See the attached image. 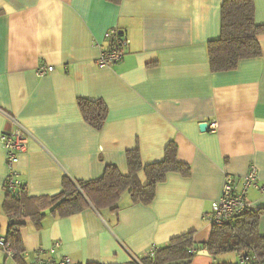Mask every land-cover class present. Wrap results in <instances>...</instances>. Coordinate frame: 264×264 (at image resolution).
I'll list each match as a JSON object with an SVG mask.
<instances>
[{"label": "crops", "instance_id": "obj_1", "mask_svg": "<svg viewBox=\"0 0 264 264\" xmlns=\"http://www.w3.org/2000/svg\"><path fill=\"white\" fill-rule=\"evenodd\" d=\"M223 1L0 0V234L7 236L11 223L1 136L19 126L28 142L16 166L29 197L60 193L65 176L99 179L110 164L127 175V154L136 148L148 165L162 161L173 143L190 168L188 175L167 173L149 204L127 190L115 208L89 204L59 216L48 207L40 225L26 219L19 231L26 264L42 251L52 256L56 242L53 256L76 264H126L190 232L197 249L190 264H256L237 252L213 256L201 247L210 240L207 216L226 176L241 180L255 166L264 184V0H254L262 55L213 72L208 46L221 35ZM111 28L130 42L119 62L100 67ZM41 64L54 70L40 75ZM81 98L107 104L100 129L85 120ZM212 121L215 131L200 129ZM138 177L148 182L144 170ZM247 195L251 209H264L259 187ZM259 232L264 235V213ZM8 241L15 250L16 240ZM0 264L19 262L0 249Z\"/></svg>", "mask_w": 264, "mask_h": 264}, {"label": "trees", "instance_id": "obj_2", "mask_svg": "<svg viewBox=\"0 0 264 264\" xmlns=\"http://www.w3.org/2000/svg\"><path fill=\"white\" fill-rule=\"evenodd\" d=\"M255 9L254 0L223 1L221 35L208 46L213 72L234 70L242 59L262 55L258 35L263 31V26L256 22ZM79 106L85 120L91 126L97 129L103 126L108 114L107 104L103 100L81 98ZM127 160L129 165L127 175L110 164L104 174L96 180L81 181L65 176L62 191L55 195L29 197L26 194L25 183L21 197L7 190L4 207L11 223L6 237L7 240L17 242L13 251L19 264H26L22 257L24 249L19 244V231L26 219H31L40 225L45 216L44 210L48 207H52V211L59 216L80 212L89 204L99 209L107 206L115 208L120 195L127 190L134 201L149 204L154 200L157 184L165 180L167 173L177 171L188 175L190 169L188 164L178 159L177 148L173 143L167 146L162 161L144 165L137 148L128 152ZM141 170L145 171L148 178V182L144 185L140 183L138 177ZM262 213L264 209H251L238 217L233 224L223 227L213 226L210 240L201 245L202 249L213 256L225 252H237L241 261L245 257L252 256L255 258L253 262L264 264V235L259 232V219ZM195 246L193 234L185 233L174 237L166 246L157 249L154 257L147 254L132 258L126 264H190L197 253Z\"/></svg>", "mask_w": 264, "mask_h": 264}, {"label": "built area", "instance_id": "obj_3", "mask_svg": "<svg viewBox=\"0 0 264 264\" xmlns=\"http://www.w3.org/2000/svg\"><path fill=\"white\" fill-rule=\"evenodd\" d=\"M106 39L109 40V47L102 48L101 53L97 59V64L100 67H108L119 62L125 55V48L129 44V38L117 28H111L105 33ZM54 70V66L41 64L37 72L40 75L47 74ZM13 121L16 120L13 118ZM208 128L212 131L217 129V122L212 121ZM6 150H7V164L9 173L5 181L7 190L21 197L25 185L20 179L19 171L17 170V163L19 161V154L26 150L28 142V134L20 126L15 131L4 132L1 136ZM251 186H257L264 192V184H258V171L255 166H252L248 173L241 179L227 175L224 181L222 195L219 200L213 203L212 212L207 216L209 223L212 226L223 227L228 224H233L238 217L248 210H251V204L248 201L247 194ZM60 242H56L50 249L52 256H46L42 251V255L27 264H76L68 256L57 258L53 256L59 247ZM0 249L7 255L14 256V251L9 245L6 235L0 234ZM158 248H152L148 255L154 257ZM194 252V250H193ZM254 257L249 256L242 259L243 262H253Z\"/></svg>", "mask_w": 264, "mask_h": 264}, {"label": "water", "instance_id": "obj_4", "mask_svg": "<svg viewBox=\"0 0 264 264\" xmlns=\"http://www.w3.org/2000/svg\"><path fill=\"white\" fill-rule=\"evenodd\" d=\"M208 123L207 122H202L201 124H200V129L201 130H207V128H208Z\"/></svg>", "mask_w": 264, "mask_h": 264}, {"label": "rangeland", "instance_id": "obj_5", "mask_svg": "<svg viewBox=\"0 0 264 264\" xmlns=\"http://www.w3.org/2000/svg\"><path fill=\"white\" fill-rule=\"evenodd\" d=\"M240 264H244V263H240Z\"/></svg>", "mask_w": 264, "mask_h": 264}]
</instances>
